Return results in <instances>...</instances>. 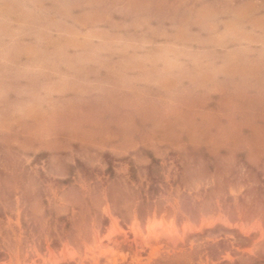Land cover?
<instances>
[{"label": "rangeland", "instance_id": "obj_1", "mask_svg": "<svg viewBox=\"0 0 264 264\" xmlns=\"http://www.w3.org/2000/svg\"><path fill=\"white\" fill-rule=\"evenodd\" d=\"M0 264H264V0H0Z\"/></svg>", "mask_w": 264, "mask_h": 264}]
</instances>
